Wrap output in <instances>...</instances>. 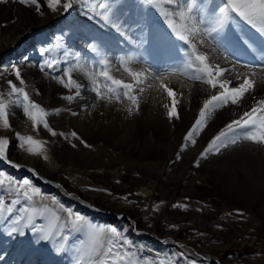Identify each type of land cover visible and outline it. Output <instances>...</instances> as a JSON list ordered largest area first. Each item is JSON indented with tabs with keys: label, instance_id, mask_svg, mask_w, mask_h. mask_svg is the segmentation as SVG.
<instances>
[{
	"label": "bare ground",
	"instance_id": "obj_1",
	"mask_svg": "<svg viewBox=\"0 0 264 264\" xmlns=\"http://www.w3.org/2000/svg\"><path fill=\"white\" fill-rule=\"evenodd\" d=\"M39 2L43 16L35 11L34 6L21 5L14 0L0 3V83L7 86V81L12 80L18 87H24L33 99H37L39 93L44 94L46 98L40 101L52 108L47 120L57 135L52 136L41 125L45 136L42 140L37 127L30 129L18 124L15 129L12 126L5 129L0 119V138L9 140L7 160L0 159V171L17 180L29 178L37 182L36 179L47 177L63 185L89 206L67 200L61 192L53 189L48 191L49 195L60 204L53 206L36 198L37 206L43 209L46 204L61 216L58 224L64 234L68 228L61 204L97 225L116 226L133 242L124 250L131 253L136 250L138 254L133 258L138 259L139 264H146V260L182 264L176 246L180 239L191 245L203 244L201 249L216 255L220 264H238L240 256L261 248L257 243L260 233L264 232L263 225L260 226L262 221L264 224V150H258L260 157H254L247 151L256 152L255 148L238 143L234 156L232 152L210 155L201 159L199 167L194 165L207 143L226 123L239 118L242 110L248 109L251 97L246 96L239 106L228 104L217 108L206 117V129L194 133L197 143L191 145L189 141L190 146L183 149L184 137L199 118L203 101L215 92L210 86L190 78L195 72L194 66L183 75L168 76L165 81L167 87L176 92L177 117L171 119L169 109L164 105L170 108L172 98L160 87L159 81L155 82V87H145L143 95L138 96L139 109L133 107L130 115L127 101L123 104L101 101L91 79L92 74H97V84L103 91V78L98 73L105 68L104 61L108 62L110 75L126 82H132V77L125 71L127 68L132 71L151 68L157 72L173 67L183 70L188 49L170 37L159 11L144 4L143 0H103L106 5L103 9L97 7L101 0H78L65 14L62 7L53 13L45 0ZM222 2L197 0L209 11ZM108 4H111V11H107ZM1 22L6 24L1 25ZM235 25L239 26L240 32L230 30ZM240 37H244L249 45H243ZM261 38V34L244 22L232 21L213 42L209 37L206 45L198 46V52L206 54L210 63L219 64L221 68L247 72L248 78L254 80L253 95L260 99L264 98V71H261L264 68V40ZM60 39L64 41L62 47ZM55 48L62 51L65 62L59 56L50 59L52 53L56 54ZM46 58L58 62L54 66L56 73L44 67ZM243 61H252L260 67L245 65ZM13 65L21 69L23 85L15 77ZM249 68L253 69L254 75ZM69 70L73 79L83 85L79 89L81 95L72 101L66 97L75 96L77 89L64 86ZM61 76H64V83L59 80ZM237 83L233 80L231 86ZM10 91L5 87V94L0 98L8 100ZM23 116L22 108L14 107L13 125ZM62 132L66 133L67 139ZM16 133L19 135H14ZM29 135L44 142L43 146L37 148L19 140V136ZM30 147L39 155L30 153ZM8 161L21 167L14 171L7 166ZM178 169L180 173L174 175ZM195 172L204 173L203 184L193 180ZM33 186L38 187L34 183ZM39 189L42 193L47 191L44 187ZM25 206L30 205L22 203V207ZM233 207L250 213L252 227L247 224L249 228L244 230L230 229L235 226L231 217H239L232 211L235 210ZM98 209L108 216L96 213ZM110 211L120 215L116 217ZM6 215L7 220H0V264H61L53 259L49 261L50 254L46 258L39 252L40 249L52 252L50 239L34 251L32 243L21 240L27 237L25 234L13 233L12 238L4 239L6 229L17 226L12 223L17 217ZM18 215L24 213L19 211ZM141 232L144 235H139ZM207 232L227 240L217 248L208 246L200 241L201 233L206 236ZM68 237L71 241L75 239ZM28 249L30 253L26 254ZM122 264H128V261Z\"/></svg>",
	"mask_w": 264,
	"mask_h": 264
},
{
	"label": "snow or ice",
	"instance_id": "obj_2",
	"mask_svg": "<svg viewBox=\"0 0 264 264\" xmlns=\"http://www.w3.org/2000/svg\"><path fill=\"white\" fill-rule=\"evenodd\" d=\"M8 2L9 0H0V3L3 4ZM14 2L21 5L34 6L36 12L41 16L44 15L39 0H14ZM77 2L78 0H45L47 8L53 13L62 7V11L65 14ZM143 3L159 11V14L164 17L170 37L181 42L183 47L188 49L186 64L183 66V70L180 67H173L165 70V72H157L151 68L141 71H132L127 68L125 71L132 77V82H126L124 79L114 78L110 75L107 67L108 62L104 61L105 68L98 73L99 77L103 78V91L97 84V74H92L91 76L93 84L96 85L94 90L97 97L108 104H123L127 101V112L131 115L133 107L137 110L139 109L138 96L143 95L145 87H155V82L159 81L160 87L164 88L168 97L172 98V106L170 108L169 105H164L166 109H169L168 117L171 119L177 117L175 107L176 92L172 88L167 87L165 81L168 76L183 75L184 71L194 66L195 72L190 78L201 82L203 85L210 86V89L215 90V92L203 101V106L199 109V118L195 120L191 130L187 131L184 137L183 149L190 146L189 141L191 145L197 143L196 139L193 138L194 133L203 131L206 125V117L210 116L217 108H223L228 104L239 106L246 96L251 97V104L248 109L242 110L239 118L232 119L226 123L218 134L207 143L200 156L195 159L194 165L199 167L201 159H207L210 155H220L224 150L242 141H250L264 148V98L257 99L253 95L254 80L248 78L247 72H235L233 69L221 68L219 64L210 63L206 54L198 52V46L203 47L206 45L209 37L215 40L232 21L244 22L264 38V0H223L221 5L210 11L202 4H198L197 0H143ZM165 5L168 7L166 8ZM97 7L103 9L106 5L101 0ZM107 11H111V4L107 5ZM104 18L107 20V15ZM112 23H115V21ZM117 31H119V28H117ZM213 33L216 35H213ZM92 50L96 51L95 48ZM57 63V61H46V66L51 69ZM13 69L15 77L23 85L25 81L21 77V69L15 65H13ZM249 71L253 72L254 75L253 69L249 68ZM261 71H264V68H261ZM225 73H228V75L226 76ZM59 80L64 83V76L59 77ZM233 80L238 82L236 86H231ZM146 81L149 82L146 83ZM7 84L11 89L7 93L9 99L0 98V119L3 121V127L5 129L11 127L9 123V106H20L23 113L33 122L34 126L39 128L42 125L43 129L50 132L52 136H56L57 132L50 127L46 119L48 113L38 103H34L30 99L29 92L24 87H18L12 80L7 81ZM64 86L77 89L75 96L69 95L66 97L67 100L72 101L81 95L79 89L83 85L73 79L71 70L67 73V82ZM205 91H208V89L206 88ZM72 114L75 115L76 113ZM14 135L19 134L16 133ZM72 135L75 136L76 133L73 132ZM19 140L29 145H35L37 148L42 147L44 143L34 139L31 135L19 136ZM8 145L9 140L7 138H0V159L2 160H7ZM20 147H23V145L21 144ZM28 151L33 155H39L32 147ZM179 155L178 153L177 158H179ZM44 159L47 160L48 157L45 156ZM8 162L15 168L21 167L12 161ZM13 196L15 198L11 199L10 204H8L7 198ZM37 197L41 202L47 199L39 187L33 186V182L29 178L17 180L0 171V220H7L6 214L13 212V208L10 205H20L21 199L27 205H30L18 209L24 215L12 221L14 225L19 226L12 227V233L23 235V229L30 226L33 233L39 231L34 226V218L41 214V208L37 206ZM52 203H57L55 198L52 199ZM184 207L187 206L184 205ZM60 208L66 213L65 226L69 232H76L81 236H86L88 240L86 247L77 250L78 254L75 264H122L125 260L128 261V264H139L138 259L133 258L131 252L124 250L126 245L131 247L133 242L124 236L122 231L116 226L97 225L89 221L81 213L65 208L62 204ZM43 212L52 214L55 224L54 231L58 230V222L61 216L46 204L43 205ZM22 221L24 223L21 225ZM52 234L50 232L49 235L41 238L45 240L51 239ZM60 235L65 240L68 238L64 236L62 231ZM160 264H164V262L161 261ZM192 264H196V261H192Z\"/></svg>",
	"mask_w": 264,
	"mask_h": 264
},
{
	"label": "rangeland",
	"instance_id": "obj_3",
	"mask_svg": "<svg viewBox=\"0 0 264 264\" xmlns=\"http://www.w3.org/2000/svg\"><path fill=\"white\" fill-rule=\"evenodd\" d=\"M6 23L5 22H1V25H5ZM235 27H237V28H235ZM230 30H232L233 32H235V33H238V31L240 32V29H239V26H237V25H235V26H233V27H230ZM231 31V33H233ZM240 40L242 41V44L243 45H245V46H247V45H249V44H246V43H248L246 40H245V38L244 37H240ZM261 40H264V39H262L261 38ZM214 40H211L210 42H213ZM264 42V41H263ZM59 44H61V47L63 46V44H64V41L62 40V39H60L59 40ZM264 46V45H263ZM54 51L56 52V54H54V53H52L51 54V58L50 59H54L55 57H61V60H63L64 59V56H63V54H62V51L60 52V49H54ZM247 53L249 54V56L251 55V52L250 51H248V49H247ZM253 55V54H252ZM45 56L47 57V55L45 54ZM49 56V55H48ZM49 58H46L45 59V63H44V67L46 68L47 66H46V61H51L50 59L48 60ZM62 62H65V59L62 61ZM51 69H52V71H51ZM50 69V71L51 72H53V73H56V71H55V69H54V67L53 68H51ZM5 87H8V88H10L9 87V85H4V84H1L0 83V96L2 95H4L5 93H4V89H5ZM44 98H46V96L44 95V94H42V93H39V95H37V99H33L32 97H30V99L34 102V103H38L42 108H44L45 109V111L48 113V115H49V113H50V109H52L51 107H50V109L49 108H47L45 105H43V103L40 101V100H44ZM16 107V106H15ZM19 107V106H18ZM49 109V110H48ZM19 110V109H18ZM8 111H9V113H10V115H9V123H10V125L12 126V128L13 129H15L16 127H18V124H20V126H23V125H26L27 126V128H30V129H35V127L36 126H34L33 125V122L32 121H30L28 118H27V116H26V114H25V116H23L20 120H19V122L18 123H16V125L14 126L13 125V121H12V114H13V112H14V107H12L11 105H10V107H9V109H8ZM17 118H19V117H17ZM48 117H46V119H47ZM2 120V119H1ZM11 120V121H10ZM12 123V124H11ZM2 125H3V121H2V123H1ZM53 130H55L56 131V129H54V128H52ZM204 129H206V126L204 127ZM203 129V130H204ZM46 132H48V131H46ZM37 133H38V135L40 134V139H44L45 138V136H44V132H42V127H39V128H37ZM63 133V132H62ZM66 135V133H63V136L67 139V135ZM5 137V136H4ZM5 138H7V137H5ZM243 144V145H248V146H250L251 145V148H255L257 151L255 152V151H247L249 154H251V155H253L254 157H260L259 156V153H258V150H264V148H261V147H259V146H257V145H255V144H253L252 142H250V141H242V142H239V145H241V144ZM236 146L237 145H235V146H232V147H230V148H228V149H226V150H224L222 153H230L231 154V152H232V156H234V154L235 153H237V150H238V148H236ZM242 147H244V146H241V149L244 151L245 149L244 148H242ZM231 149V150H230ZM236 149V150H235ZM235 151V152H234ZM255 152V153H254ZM8 157L10 158H12L13 156H11V155H8ZM13 160H15V159H13ZM157 160L155 159V162H156ZM7 163V162H6ZM9 164V165H8ZM7 166H9L10 168H12L14 171H17L18 170V168H15V167H13L12 166V164H10L9 162L7 163ZM174 171V170H173ZM176 171V172H175ZM174 172H175V174L174 175H177L178 176V174L180 173V171H179V169L178 170H175ZM263 171H264V169H263ZM195 174L196 175H194V178H193V180L195 181L196 180V182L198 183V184H203V181H202V179H203V174L204 173H201L200 172V174L199 173H196L195 172ZM202 174V175H201ZM141 176V175H140ZM142 176H144V175H142ZM36 181L37 182H33L34 183V185H38V187L39 188H42V187H44V188H46V190L47 191H45L46 193H42V194H44L46 197H47V199H45L44 201H40L39 200V198L37 197V200L38 201H40L41 203H49V204H52L53 206H58L60 203L59 202H57V203H55V204H53L52 203V197H50V195H49V192L48 191H50V190H58L59 192H61L62 194H63V196L67 199V200H72L74 203H76V204H78V205H81V206H83V205H85V206H89V204L86 202V201H84L83 199H81V198H79L78 196H76V195H74L73 193H69L67 190H66V188L63 186V185H60V184H58L57 182H55L54 180H52V179H49V178H47V177H45L44 178V180H40V179H36ZM200 182V183H199ZM207 185V184H206ZM208 186V185H207ZM64 188V189H63ZM13 198H15L14 196L13 197H8L7 198V203L8 204H10V201H11V199H13ZM220 198V200L221 201H225V202H227V204H232V202H230V201H228L226 198H223V197H219ZM262 200H264V198H262ZM57 201V200H56ZM25 201L23 200V199H21V204L20 205H10V206H12V208H13V212L11 213V215L12 216H14L15 218L17 217L18 218V209H20L21 207H22V203H24ZM229 202V203H228ZM94 207H96V206H94ZM233 208H235V210H232L233 212H235V214H237V215H239V217L238 218H234L233 216L231 217L233 220H232V222H234L233 224L235 225V226H231L230 227V229L232 228V230H233V228H234V230H236V231H239V229H241V230H244L245 228H249V227H252V222H251V219H250V213L249 212H247L246 210H237L236 209V207H233ZM231 211V212H232ZM96 213H98V214H100L101 216H103V217H107L108 215L106 214H104V213H102L101 212V210L100 209H98V211L96 212ZM110 213L111 214H113L114 216H119L120 214H118V213H116V212H113V211H110ZM65 216H66V213H65ZM39 219V220H38ZM129 219H131L130 217H129ZM15 220V219H14ZM128 220V219H127ZM231 222V223H232ZM249 222V223H248ZM263 222V221H262ZM261 222V224H260V226H262L263 225V227H264V224ZM53 223V224H52ZM247 224H248V226H247ZM49 225V226H48ZM2 227H3V225H1ZM18 226V225H17ZM16 226V227H17ZM34 226L39 230L38 232H36V233H33L32 232V230H31V226L30 227H28V228H24V229H26L27 231H25L24 232V234H25V236H27V237H24V238H22L21 240H23L25 243H32L33 244V251L35 250V249H37L38 248V246H40V245H46L47 243H46V241L47 240H45V239H42L41 237H43V236H46V235H49V233L50 232H52L53 234H52V238L50 239L51 241H50V243H51V249H52V252H50V253H48V251L45 249V250H39V249H37V250H39V252L41 251V256H45L46 258H47V254H50L49 256H51L52 258H48L49 259V261H51L52 259H53V261H59V262H61V264H75V262H76V254H78L77 253V250L78 249H81V248H84V247H86L87 246V243H88V240H87V237L86 236H81V235H79V234H77L76 232H69V230H67V232L65 233V234H67V235H65L64 233V236H71V237H73V238H75V239H72V240H74V241H71L69 238L70 237H68V239H63L62 237H61V235H60V232H61V226L58 224V230H55L54 231V228H55V224H54V222H53V218H52V214L51 213H45V212H43V209H41V214L40 215H37L35 218H34ZM1 227V228H2ZM19 227V226H18ZM51 228V229H50ZM23 229V230H24ZM2 230H3V228H2ZM50 230V231H49ZM223 230H224V228H223ZM264 230V229H263ZM264 233V232H263ZM263 233H260V235H259V239L261 240H259V242L257 243V245H261V248H254L252 251H250V252H247L245 255H243V256H240V258H241V261H240V259H239V263L238 264H246V263H248V262H251V261H256V262H259V264H264V234ZM144 235V233L143 232H141V233H139V235ZM204 234H202L201 233V242H203V243H205V244H207L208 246L209 245H211V246H214L215 248H217L218 246H220V244H224L225 243V241L227 240L226 239V237H220V236H216L214 233L212 234V233H210V232H207V235L206 236H203ZM263 235V236H262ZM3 238L4 239H6V240H8V239H10V237L12 238V236H13V233L11 232V229H6V231L4 232V234H3ZM22 236V235H21ZM8 238V239H7ZM54 238V239H53ZM77 238L79 239V241L77 240ZM53 239V240H52ZM29 242H28V241ZM45 240V241H44ZM49 240V239H48ZM80 240H81V242H80ZM70 242V243H69ZM179 243L178 244H176V246H177V252H178V254H179V260H180V262L182 263V264H192V262L191 261H196V264H220L219 263V259H218V257L216 256V255H213L212 253L211 254H209V253H206L207 251H203L201 248L202 247H204L203 246V244H201V243H195L194 245L192 244H189L188 242H183L181 239L178 241ZM5 243H6V241H5ZM31 244V245H32ZM37 244V245H36ZM59 244V245H58ZM85 244V245H84ZM77 245V246H76ZM63 246V247H62ZM48 247V246H47ZM28 248H29V246H28ZM199 249V250H198ZM64 250H66V251H64ZM0 251H1V249H0ZM47 251V252H46ZM61 251V252H60ZM185 251V252H184ZM68 252H70V258L68 257ZM183 253V255H181V253ZM25 253L26 254H28V253H30V249H28V250H26L25 251ZM43 253V254H42ZM55 253H57V255L55 254ZM64 253V254H63ZM46 254V255H45ZM134 254L135 255H137L138 253H137V251L136 250H134L133 251V253H132V255L134 256ZM187 254V255H186ZM63 255H64V257H63ZM191 257H190V256ZM63 258H62V257ZM56 257V258H55ZM59 257V258H58ZM72 258V259H71ZM69 260V261H68ZM184 261V262H183ZM146 264H160V262L158 261H155V260H146ZM174 264V263H173Z\"/></svg>",
	"mask_w": 264,
	"mask_h": 264
}]
</instances>
